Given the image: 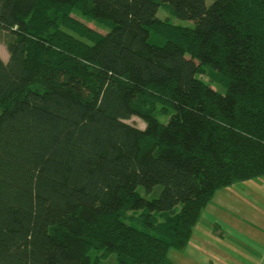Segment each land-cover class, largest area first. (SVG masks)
I'll use <instances>...</instances> for the list:
<instances>
[{
  "label": "trees",
  "instance_id": "1",
  "mask_svg": "<svg viewBox=\"0 0 264 264\" xmlns=\"http://www.w3.org/2000/svg\"><path fill=\"white\" fill-rule=\"evenodd\" d=\"M0 43V264H175L264 176V0H0Z\"/></svg>",
  "mask_w": 264,
  "mask_h": 264
},
{
  "label": "rangeland",
  "instance_id": "2",
  "mask_svg": "<svg viewBox=\"0 0 264 264\" xmlns=\"http://www.w3.org/2000/svg\"><path fill=\"white\" fill-rule=\"evenodd\" d=\"M82 24L99 33L105 31L88 18H83ZM0 56L7 59V51L1 43ZM69 84L82 94H88L79 80L73 79ZM129 93L133 95L132 91ZM127 122L138 127L144 125L136 117ZM263 255L264 176L220 189L199 216L189 244L168 253L175 264H264V257L260 259ZM98 262L109 264V258L98 254Z\"/></svg>",
  "mask_w": 264,
  "mask_h": 264
},
{
  "label": "crops",
  "instance_id": "3",
  "mask_svg": "<svg viewBox=\"0 0 264 264\" xmlns=\"http://www.w3.org/2000/svg\"><path fill=\"white\" fill-rule=\"evenodd\" d=\"M258 236H260V234L259 235H255L254 237H258ZM263 257H264V255L262 256V258H260L261 260L263 259Z\"/></svg>",
  "mask_w": 264,
  "mask_h": 264
}]
</instances>
